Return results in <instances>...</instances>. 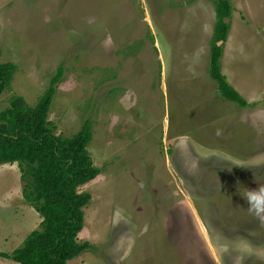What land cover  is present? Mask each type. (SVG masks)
I'll return each mask as SVG.
<instances>
[{"label": "rangeland", "instance_id": "374dc122", "mask_svg": "<svg viewBox=\"0 0 264 264\" xmlns=\"http://www.w3.org/2000/svg\"><path fill=\"white\" fill-rule=\"evenodd\" d=\"M217 0H0V61L16 69L0 111L34 105L58 67L47 120L56 134L92 122L100 172L65 264H264V0H228L220 69L209 74ZM17 162L0 163V264L40 227ZM264 195V192L260 193Z\"/></svg>", "mask_w": 264, "mask_h": 264}, {"label": "trees", "instance_id": "16d2710c", "mask_svg": "<svg viewBox=\"0 0 264 264\" xmlns=\"http://www.w3.org/2000/svg\"><path fill=\"white\" fill-rule=\"evenodd\" d=\"M215 7L218 21L209 74L223 97L245 105L246 99L220 69L221 45L217 42L227 34L229 2L217 0ZM15 69L13 61H0V93L10 83ZM61 72L58 67L34 105L22 95H14L0 111V163L17 162L23 180L22 195L42 216L40 227L32 229L13 250L16 264H65L92 246L88 240L77 239L83 226V207L91 195L76 189L100 172L87 148L92 137L91 118L85 117L79 129L67 136L56 134L47 120Z\"/></svg>", "mask_w": 264, "mask_h": 264}, {"label": "clouds", "instance_id": "9594fccd", "mask_svg": "<svg viewBox=\"0 0 264 264\" xmlns=\"http://www.w3.org/2000/svg\"><path fill=\"white\" fill-rule=\"evenodd\" d=\"M261 192H264V188L251 190L247 196V202L249 212L264 223V195H261Z\"/></svg>", "mask_w": 264, "mask_h": 264}]
</instances>
